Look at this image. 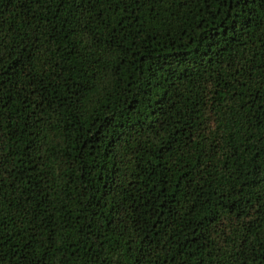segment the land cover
<instances>
[{"label":"trees","instance_id":"obj_1","mask_svg":"<svg viewBox=\"0 0 264 264\" xmlns=\"http://www.w3.org/2000/svg\"><path fill=\"white\" fill-rule=\"evenodd\" d=\"M0 264H264V0H0Z\"/></svg>","mask_w":264,"mask_h":264}]
</instances>
